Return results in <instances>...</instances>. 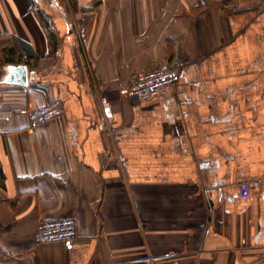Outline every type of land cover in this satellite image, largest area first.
<instances>
[{
	"label": "crops",
	"instance_id": "1",
	"mask_svg": "<svg viewBox=\"0 0 264 264\" xmlns=\"http://www.w3.org/2000/svg\"><path fill=\"white\" fill-rule=\"evenodd\" d=\"M0 264H264V0H0Z\"/></svg>",
	"mask_w": 264,
	"mask_h": 264
},
{
	"label": "built area",
	"instance_id": "2",
	"mask_svg": "<svg viewBox=\"0 0 264 264\" xmlns=\"http://www.w3.org/2000/svg\"><path fill=\"white\" fill-rule=\"evenodd\" d=\"M180 72L177 67L163 65L143 72L136 76L130 92L142 102H155L165 98L167 92L179 81ZM61 102L58 99L28 111V120L31 126L46 122L56 115L60 110ZM239 194L243 198L250 195V184L241 181ZM77 226L73 218H62L55 220H41L37 223L34 233V243L42 244L52 241L70 242L76 237Z\"/></svg>",
	"mask_w": 264,
	"mask_h": 264
},
{
	"label": "water",
	"instance_id": "3",
	"mask_svg": "<svg viewBox=\"0 0 264 264\" xmlns=\"http://www.w3.org/2000/svg\"><path fill=\"white\" fill-rule=\"evenodd\" d=\"M14 69H17V78L15 80V83L25 85L26 84V66L25 65H18Z\"/></svg>",
	"mask_w": 264,
	"mask_h": 264
}]
</instances>
